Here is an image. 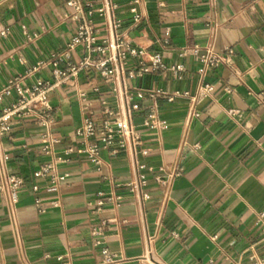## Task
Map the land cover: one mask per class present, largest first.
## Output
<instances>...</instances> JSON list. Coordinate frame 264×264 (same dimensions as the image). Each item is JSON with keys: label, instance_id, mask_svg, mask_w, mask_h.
<instances>
[{"label": "crops", "instance_id": "1", "mask_svg": "<svg viewBox=\"0 0 264 264\" xmlns=\"http://www.w3.org/2000/svg\"><path fill=\"white\" fill-rule=\"evenodd\" d=\"M114 2L122 21L119 32L134 45L160 53L167 65L183 67L128 81L131 88L145 92L134 113L143 138L138 159L170 170L180 157L183 171L166 203L161 189L150 181L151 198L143 213L125 198L117 207L105 204L95 215L99 193L126 195L132 168L124 152L101 151L99 165L87 161L83 153L66 155L68 161L58 170L67 178L54 187L33 176L41 163L50 160L41 151V126L31 119H15L10 133L0 137V149L8 157V171L25 180L17 203L21 244L0 196V263L110 264V259H124L123 264H141L137 259L147 234L154 238L162 264H252V255L264 258V223L259 217L264 211V0H141L143 18L135 25L127 0ZM65 9L56 0H0V33L8 30L6 37L0 34V87L66 45L75 23L63 18ZM94 20L105 27L98 16ZM23 27L38 37L26 41ZM194 44L217 51L232 47L238 75L225 67L209 71L206 81L214 83V90L197 99L199 115L189 122L188 98L168 102L158 97L167 128H144L152 103L148 91L195 93L198 64L191 55L181 54ZM79 53L77 49L76 58ZM19 54L26 57L25 63L17 60ZM48 76L49 68L41 69L25 76L22 84ZM76 84L75 88L62 84L49 92L56 118L52 132L61 141L58 152L78 146L74 133L83 118L79 93L96 97L91 89L98 86L101 94L113 96V84L94 73L80 74ZM14 97L15 93L6 97L0 106Z\"/></svg>", "mask_w": 264, "mask_h": 264}, {"label": "built area", "instance_id": "2", "mask_svg": "<svg viewBox=\"0 0 264 264\" xmlns=\"http://www.w3.org/2000/svg\"><path fill=\"white\" fill-rule=\"evenodd\" d=\"M56 1L64 4L66 9L63 18L75 23V32L62 49L51 50L47 57L38 59L32 67H29L24 75L10 78L0 87V103L15 93L11 102L3 107L0 106V137L10 133L15 119H31L41 126V151L49 155L50 160L41 163L33 172V176L46 179L54 187L59 186L67 178L66 173L58 170L60 163L68 161L66 155L83 153L87 161L99 165L102 161L101 151L124 152L132 168V177L126 195L99 193L95 215L105 204L110 203L117 207L125 198L134 201L143 213L144 204L151 198L148 190L150 181L161 189L162 202L166 203L173 182L182 173L183 166L179 161L180 157L174 161L170 170H166L164 166L155 168L138 159V155L142 153L143 138L141 129L134 123V113L139 109L145 92L138 87L131 88L128 81L152 71L163 73L178 71L183 69L182 65H167L160 53H150L145 48L134 45L131 39L119 32L122 21L116 16L117 3L114 0H101L98 4L92 0ZM140 3L141 0H127L134 25L143 18V12L139 9ZM95 16L104 22V28L94 20ZM0 34L6 37L8 30L5 29ZM23 34L26 41L38 37L37 33L29 34L24 27ZM77 49L80 51L78 58L75 57ZM181 54L191 55L198 64L197 89L193 94L179 90L168 92L161 88L148 91L152 103L142 122L144 128L154 130L167 128L165 120L159 113L156 102L158 97H163L168 102L178 97L188 98L189 122L192 117L199 115L195 109L197 99L210 96L214 90V83L206 81L209 71L225 67L238 75L235 51L230 46L217 51L210 46L194 44L183 48ZM16 58L20 63L26 62L23 54H19ZM45 68H49L47 78L37 77L29 84H22L25 76ZM83 73H94L104 83L113 84L111 89L113 96L111 99L109 94H101L98 86L91 89L92 92L98 93L96 97H89L86 91L79 93L83 118L74 133L78 146L68 145L58 152L56 146L61 141L52 132L56 118L49 92L62 84L75 88L77 77ZM7 161V155L0 149V196L10 227L17 242L21 244L17 203L25 180L20 175L8 171ZM32 189L37 191L39 187L34 184ZM35 202L39 206V211H43L44 206L40 199H36ZM52 204L57 205L58 202L53 201ZM259 217L264 223V211L259 213ZM160 218L161 215L159 221ZM153 241L152 236L148 234L145 236L144 252L137 259L141 264H162L154 251ZM250 260L252 264H264V258L255 255H252ZM124 261V259H110L109 262L123 264Z\"/></svg>", "mask_w": 264, "mask_h": 264}]
</instances>
